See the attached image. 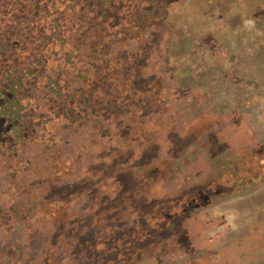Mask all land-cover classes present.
Wrapping results in <instances>:
<instances>
[{"label": "rangeland", "instance_id": "rangeland-1", "mask_svg": "<svg viewBox=\"0 0 264 264\" xmlns=\"http://www.w3.org/2000/svg\"><path fill=\"white\" fill-rule=\"evenodd\" d=\"M0 264H264V0H0Z\"/></svg>", "mask_w": 264, "mask_h": 264}]
</instances>
